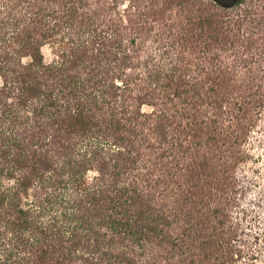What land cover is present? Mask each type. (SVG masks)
Listing matches in <instances>:
<instances>
[{
    "label": "trees",
    "instance_id": "1",
    "mask_svg": "<svg viewBox=\"0 0 264 264\" xmlns=\"http://www.w3.org/2000/svg\"><path fill=\"white\" fill-rule=\"evenodd\" d=\"M186 1L174 56L163 61L162 0H0V264H139L134 248L164 240L167 264H202L192 257L199 244L210 264L216 248L206 245L218 240L226 251L211 264L246 256L262 262L263 235L231 221L219 238L221 218L213 232L200 229L209 218L206 198L233 193L237 183L246 188V178L235 180L229 168L255 142L249 133L262 128L264 136V72L246 79L245 97L227 86L218 54L235 44L222 11L245 0ZM45 44L59 48L47 65ZM163 79L171 100L190 98L180 121L170 114L155 120L163 139L173 133L179 140L175 169L152 183L137 173L141 186L122 181L141 158L133 139L150 124L141 106L152 104ZM222 167L228 182L219 181Z\"/></svg>",
    "mask_w": 264,
    "mask_h": 264
},
{
    "label": "rangeland",
    "instance_id": "2",
    "mask_svg": "<svg viewBox=\"0 0 264 264\" xmlns=\"http://www.w3.org/2000/svg\"><path fill=\"white\" fill-rule=\"evenodd\" d=\"M162 1L163 18L161 19H163L164 61L169 59L171 56H174L173 54H171L173 52L171 44L172 38L174 37L173 33L178 32L179 28L181 27L184 10L187 7H185L184 5H186L185 3H187V1ZM200 1L201 0H199V2H197V0H189V5H187L188 7L198 4L208 5L207 0H202L201 2ZM147 3H150V0H147ZM222 12L223 15L227 16L226 20H231L228 21V24H226L228 25L226 26V28L228 27L229 29L230 27L231 30L229 29L230 32L228 34L230 38L234 39L235 42L232 49L222 50L221 52H218L221 57L226 59L225 61L221 59L222 61H224L226 67L225 69L228 71L226 72V79H224V81H228L226 82L228 87L231 86V88L236 90L240 89V91H242L241 94L247 97V93H250L251 90L250 92H248L249 90L244 89L246 88L244 87V85L247 83L246 79L250 77V74H254L257 78H259V73L264 72V0H245V2L241 5L235 6L228 10H223ZM188 49L190 52L188 53V55L192 59L191 65H193L197 60L192 58L194 56L192 47L189 46ZM58 50V46H53L51 44L43 45L41 47L43 63L47 65L58 59ZM205 57L203 61H205ZM257 59L261 60L257 62ZM28 60V57L23 58V62H27ZM206 60H208V58ZM190 67L193 68L194 65ZM197 77L199 80L205 79V75L203 73H198ZM181 79H186V77H181ZM260 82H262L260 84H262V87L264 88V80H261ZM204 83V85H208L206 81ZM168 85L169 83L167 79H163V89L158 88L156 94L154 95V99H152V104H143L141 106V111L143 113L150 114L148 115L150 116L148 118V120H150V124L145 125L148 122L146 119L145 124H142L144 126L141 125V127H143V135L145 134L146 136L145 139H142L143 135L138 138L135 137L133 139L135 143L134 151L135 153L139 152L141 158L138 160L137 169L134 171L128 170L127 174L123 176L122 181L131 182L133 180L137 184H139V180L136 181V179L137 177H139L138 174L142 173L145 174V177H147L152 183L157 179V177H162L164 174H167V172L174 171L175 169L173 168V166L175 163V157L179 154V145L177 144L179 140L171 138L173 133L170 135L167 134L163 139V129H159L156 127L155 120L156 117L157 120H160V118L163 120V114H166V116L170 114L172 116H175L176 120L180 121L181 116H185L184 113L187 114L186 111H184L183 113V108H188L189 104H186V100H190V98L188 95L178 100H171V98H169L168 96L172 93V89H168ZM159 90L162 91L160 92ZM243 99L244 98H242L241 102L245 101ZM250 109L251 113H254L253 111H256L253 110L252 107H250ZM182 121H185V119H183ZM123 122L126 123L124 120ZM258 125H261V127H263L264 125V111L260 116H258ZM161 128L163 127L161 126ZM261 129L262 128H258L259 132L255 131L254 133L248 134V140L250 139L251 141L255 142L251 143V146H244L243 153H245L243 154V157H245L241 162H239V166H236V168H229L228 174L229 176H232L231 174L234 171V176L236 177L235 180H238L239 178L241 179L242 177L246 178V188L240 191V184L237 183L235 185L233 193L227 190V193L220 192L216 197L211 196V198H206V202L210 204L207 205L208 210L204 211L209 218L205 223H201L200 225V229H204L202 232L203 234L204 232L208 234L213 232V223H216L218 219L221 218L226 220V224L224 225L223 232L221 234H216V236L219 235V238L221 237V235H226V233L230 231L228 229V226L230 225L229 222L231 223V221L238 222L240 228H242L243 231H245L247 234L257 232L261 236H264V205H262L261 208L257 207V205H259L261 201H263L264 204V136H261ZM205 130L206 129L204 128V131ZM220 136V138L222 139V135ZM256 137L257 139L255 140ZM258 139H260V147L255 146L257 145L255 143ZM229 140L231 139L229 138ZM205 151L206 149L201 152L200 155H202ZM221 169V172L218 173L220 183L225 181L228 182L229 179H226V177H229L228 174L225 173L223 167ZM93 175H95L94 171H88V178H91ZM139 185L141 186V184ZM231 189L232 188H229V190ZM232 194L233 197L231 196ZM234 196L236 197V199L234 198ZM213 209H218L219 211L212 213ZM193 214L198 217L200 216L199 213ZM179 218L181 217L179 216ZM182 225L183 222L180 220L179 224H177L176 231H180ZM157 228L163 230L162 225H159ZM253 235L255 234H252L250 236L253 237ZM206 240L209 241V237H207ZM211 240H215L214 244H216L217 239ZM217 244L216 246H212L210 244L206 245L207 247H210L208 249H211V251L213 250V247L216 248V251H212V256H216V258L214 259L212 257V260H210V264L220 260L218 259V257L224 254L226 251L225 247L221 246L222 249H220L219 245ZM248 245L249 244L247 243L240 244L241 248H243L244 250H246V247ZM145 247L146 248H144L142 252H139L138 248H134L132 250L134 257L138 260L139 264H167L164 259L170 256L171 253L168 249L166 240H164L161 245L149 242ZM257 248L258 246L256 247V249ZM195 249L197 250L194 252V256H192L196 260L195 262L207 264L208 260L204 257H207L209 251L204 252L203 250H201V244H199ZM177 252L180 253L179 251ZM248 252L250 253V250H248ZM184 256L188 259L190 258V255H188V253L184 254ZM261 260V263L258 259L248 261L246 256L241 260H238L237 263L234 264H264V257H262ZM183 263L186 264L189 262L186 261V263Z\"/></svg>",
    "mask_w": 264,
    "mask_h": 264
}]
</instances>
